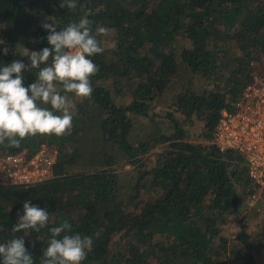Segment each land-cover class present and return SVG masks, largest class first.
Wrapping results in <instances>:
<instances>
[{
	"label": "trees",
	"instance_id": "trees-1",
	"mask_svg": "<svg viewBox=\"0 0 264 264\" xmlns=\"http://www.w3.org/2000/svg\"><path fill=\"white\" fill-rule=\"evenodd\" d=\"M64 2L0 0V67L30 64L25 48L51 47L42 22L59 31L86 17L94 34L108 29L97 36L103 53L90 57L99 66L91 97L68 94L76 103L71 133L0 145L3 164L21 156L22 166L43 144L58 150L43 175L0 179V242L23 236L40 264L49 229L68 220L73 234L93 240L82 264H228L229 257L256 264L264 185L249 177L240 151L222 150L215 132L223 109L264 64V0H77L75 9ZM37 72H23L25 86ZM26 200L47 208L48 225L14 234ZM248 210L262 216L256 236ZM233 217L238 232H230Z\"/></svg>",
	"mask_w": 264,
	"mask_h": 264
},
{
	"label": "clouds",
	"instance_id": "clouds-1",
	"mask_svg": "<svg viewBox=\"0 0 264 264\" xmlns=\"http://www.w3.org/2000/svg\"><path fill=\"white\" fill-rule=\"evenodd\" d=\"M60 7L75 9L77 0H65ZM41 26L49 33L46 38L51 47L40 51L25 48L22 56H27L30 64L13 60L0 67V145L6 147L19 148L22 140L38 134H70L76 103L68 94L83 99L93 93L92 77L99 72V66L90 57L103 53L97 36L107 35L108 29L98 27L94 34L92 21L86 17L69 22L59 31L54 23L42 22ZM3 52L7 54L8 48ZM32 69L38 70L36 80L25 86L23 72ZM17 217L11 231L27 235L31 230L39 232L47 227L50 215L47 208L26 200L23 214L18 212ZM71 230L68 220L49 229L51 236L40 264H82L93 240ZM0 264H34L23 236L13 235L0 242Z\"/></svg>",
	"mask_w": 264,
	"mask_h": 264
},
{
	"label": "built area",
	"instance_id": "built-area-1",
	"mask_svg": "<svg viewBox=\"0 0 264 264\" xmlns=\"http://www.w3.org/2000/svg\"><path fill=\"white\" fill-rule=\"evenodd\" d=\"M215 141L222 150L240 151L246 157L249 177L256 185H264V67L259 66L255 70L252 80L232 107L223 109ZM57 153L56 148L43 144L29 165L20 164L21 156H11L8 158L11 161L5 164L0 161V179L30 181L46 173L47 166L56 159ZM12 166L15 168L10 169ZM256 198L253 194L249 204H253Z\"/></svg>",
	"mask_w": 264,
	"mask_h": 264
},
{
	"label": "rangeland",
	"instance_id": "rangeland-1",
	"mask_svg": "<svg viewBox=\"0 0 264 264\" xmlns=\"http://www.w3.org/2000/svg\"><path fill=\"white\" fill-rule=\"evenodd\" d=\"M106 43H107V45H113L114 41L111 40L110 38H108L106 40ZM262 65L260 67H264V64H262ZM153 153L155 154L156 150ZM249 201H250V199L248 197H246V202L248 204H249ZM247 213L250 214V216H249V218L245 219L246 226H247L248 230L251 231L254 236H256L258 234L257 232L262 231V226H261L262 216L260 214H257V215L252 214V213H250V210H248ZM229 226H230V228H229L230 232H238L239 228H240L239 217L237 219H236V217H233L231 224ZM243 249L244 248H242V250ZM243 253H246V251L243 250ZM255 262H256V264H264V248H262L261 252L256 255ZM228 264H240V263L238 260L232 259L229 257L228 258Z\"/></svg>",
	"mask_w": 264,
	"mask_h": 264
}]
</instances>
